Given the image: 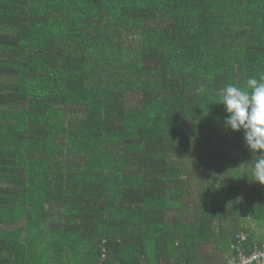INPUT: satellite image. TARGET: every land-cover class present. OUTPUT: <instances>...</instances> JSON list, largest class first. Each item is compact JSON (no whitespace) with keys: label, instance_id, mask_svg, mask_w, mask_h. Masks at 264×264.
<instances>
[{"label":"trees","instance_id":"16d2710c","mask_svg":"<svg viewBox=\"0 0 264 264\" xmlns=\"http://www.w3.org/2000/svg\"><path fill=\"white\" fill-rule=\"evenodd\" d=\"M260 75L264 0H0V264L264 250L220 99Z\"/></svg>","mask_w":264,"mask_h":264},{"label":"clouds","instance_id":"9594fccd","mask_svg":"<svg viewBox=\"0 0 264 264\" xmlns=\"http://www.w3.org/2000/svg\"><path fill=\"white\" fill-rule=\"evenodd\" d=\"M220 99L228 114L226 130L243 131L245 143L256 157L251 164L253 181L264 185V75L247 79L246 88L226 86Z\"/></svg>","mask_w":264,"mask_h":264},{"label":"built area","instance_id":"2783aa9c","mask_svg":"<svg viewBox=\"0 0 264 264\" xmlns=\"http://www.w3.org/2000/svg\"><path fill=\"white\" fill-rule=\"evenodd\" d=\"M245 240V238H242ZM231 264H264V250L257 251L251 256L240 254L238 260L233 261Z\"/></svg>","mask_w":264,"mask_h":264},{"label":"crops","instance_id":"0c3cea01","mask_svg":"<svg viewBox=\"0 0 264 264\" xmlns=\"http://www.w3.org/2000/svg\"><path fill=\"white\" fill-rule=\"evenodd\" d=\"M175 215V214H174Z\"/></svg>","mask_w":264,"mask_h":264}]
</instances>
